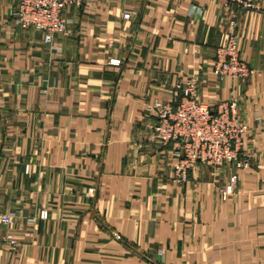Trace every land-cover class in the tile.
<instances>
[{
  "label": "crops",
  "instance_id": "0c3cea01",
  "mask_svg": "<svg viewBox=\"0 0 264 264\" xmlns=\"http://www.w3.org/2000/svg\"><path fill=\"white\" fill-rule=\"evenodd\" d=\"M18 1L0 0V211L14 218L0 264H264V3L83 0L48 43L16 25ZM232 33L252 74L220 80ZM192 74L201 101L237 100L251 128L227 198L233 165L178 181L173 143L149 137L155 103Z\"/></svg>",
  "mask_w": 264,
  "mask_h": 264
},
{
  "label": "built area",
  "instance_id": "2783aa9c",
  "mask_svg": "<svg viewBox=\"0 0 264 264\" xmlns=\"http://www.w3.org/2000/svg\"><path fill=\"white\" fill-rule=\"evenodd\" d=\"M83 0H19L14 21L23 29L34 28L44 32L45 41L51 43L56 33L70 31V20L65 11L80 5ZM225 6L237 5L249 10L261 11L264 0H224ZM129 17V14H125ZM264 18V16H263ZM213 72L220 79H246L252 74L248 62L243 59L232 33L216 51ZM181 95L174 103L157 102L154 105L156 120L149 137L163 144L173 143L172 156L176 158L174 171L178 181H187L189 172L198 164L214 168L233 165L235 172L223 189L227 198L239 180V170L250 166V158L244 147L250 133V125L240 116L239 102L235 99L208 105L199 96V77L192 74L178 85ZM42 211L41 217L46 218ZM13 215L0 211V233L4 226L13 223ZM13 251L18 245L11 233H2ZM119 238L118 235H116Z\"/></svg>",
  "mask_w": 264,
  "mask_h": 264
}]
</instances>
